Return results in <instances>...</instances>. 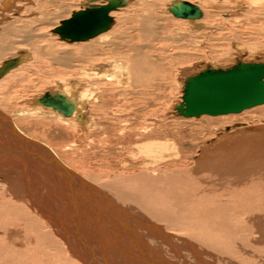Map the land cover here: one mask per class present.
I'll return each instance as SVG.
<instances>
[{
  "label": "bare ground",
  "instance_id": "bare-ground-1",
  "mask_svg": "<svg viewBox=\"0 0 264 264\" xmlns=\"http://www.w3.org/2000/svg\"><path fill=\"white\" fill-rule=\"evenodd\" d=\"M48 1L17 0L16 3V0H0V13L4 14L5 20L8 19L6 15L12 11H15L18 16L30 12L31 9L26 11L25 8L31 4L35 10L32 15L36 16L28 21L26 30H23L25 34L21 33L27 37L26 41L31 42L29 45L34 52V59H30H33V62L25 64L29 57L28 52L21 50L15 57L6 59L0 64V81L14 72L9 78L15 87L18 82L21 81L22 83L25 77H31V73L38 75L43 66H50L54 71L57 70L56 66L67 69L73 66V74L69 73L73 76L65 77L67 75H63L65 77L64 83L67 85L65 86L69 89L66 88L59 93H46L28 101L31 104L26 106L29 107L28 114L32 117L37 116L39 110L45 109L47 110L44 111L47 113L46 115H55L61 120L72 122L74 132L75 130L78 131V138L84 140L89 139V133L96 137L102 135V132L114 131L112 128L115 119H112V115H114L112 112L116 110L111 111V108L103 110V108L110 104L106 98H114L117 95L111 90L115 83L117 85L127 84L130 88L135 86V88L140 89L139 91L143 95L142 99L146 96L148 85H151L149 76H145V73L139 71L138 75L135 76L136 71L141 70L144 65L142 58L145 57H141L142 50L139 53L140 58L139 56L135 58L134 43L128 45L119 41L120 43H115V48L110 47V49L108 47L110 50L106 49L107 47L104 48L101 43L94 45L93 42V46L91 43L85 45L86 42L100 37L102 34L105 35L111 29L114 30L115 20L112 27L103 33L79 41L64 39L56 32L57 29H61L65 25V20L61 23L62 25L60 24L53 30L57 36L59 35L63 41L72 44H85H76L78 46L72 49L73 52L70 54L68 52L59 54L57 50H54L56 45L47 32L53 22L54 13H58L61 5L57 2L58 0ZM98 2L102 3L100 6L108 4V0ZM129 3L124 0L123 4H118L117 10L113 12L126 10ZM183 3L186 1L173 2L169 6V12L181 21H194L197 24L198 20L182 19L173 14L172 9L176 4ZM256 3L252 2V4ZM263 3L264 1L261 4ZM84 4L86 3H83V6ZM260 5L257 7L261 8ZM195 6L202 11L204 18L206 12L204 13L197 4ZM150 9H147L149 13ZM260 12H262L261 9ZM148 18L145 20L147 21ZM16 22L22 24L20 20ZM149 22L153 28L152 24L157 21L153 22L151 19ZM149 22L147 21V23ZM18 27L20 26L18 25ZM14 32V22H9L0 32V55L7 48L2 46L3 43L10 50L13 48L15 43L11 45L8 42V36L15 34ZM137 33L144 36L141 32ZM153 33L155 34V32ZM17 36L19 35L17 34ZM17 38L15 37V39ZM151 38L154 37L151 36ZM152 44L154 45L153 42ZM147 47L149 46L147 45ZM145 56L148 57V53ZM10 62L17 64L9 70L6 65ZM108 65L112 70L107 68ZM63 70L62 74L65 73ZM80 71L84 74L86 82L73 79L78 75L76 73ZM148 74L155 78L160 75V69L149 67ZM132 80H135L134 83H131ZM5 87L0 88L5 89ZM134 91L132 90V92ZM87 92L90 93L87 95ZM157 92L159 93V91ZM150 94L152 93L150 92ZM48 95L54 97L44 98ZM87 97L89 98L87 99ZM86 100L98 102L99 108L90 106ZM126 101L128 100L126 99ZM133 103H136L135 99ZM147 109L145 113H147ZM101 110H103V117L106 119L98 118L104 119V121L108 119L110 122L107 120V122L102 123L100 119L91 117L92 111ZM102 112L98 114H102ZM2 113L0 112V264H212L204 258L205 250L203 248L211 249L214 254L223 253V260H219L226 264H230V257L224 254L241 255L242 251L247 253L248 259L246 258V260L256 258L259 264H264V260H260V255L264 254V124L254 127L246 126L242 130L240 127L239 130H227L220 138L211 141L207 147L201 150L200 154L194 158L192 166L190 163L188 164L189 169L182 165L185 163L181 160L183 156H181L180 151L175 152L173 148H167L168 145L165 143L148 141L150 138H147L145 144L137 145L138 153L130 152L134 158L138 157L139 160L134 161L133 157H131L132 160L124 158L123 163L120 164L122 167L119 165L121 168H117L116 171L114 169V174H110V167L113 164L108 158L99 156L93 165L98 168L100 174L95 179L88 176L89 179L76 173L68 163L61 160L59 154L54 151L55 149L34 140L36 137L32 139L16 125L13 119ZM16 113L23 115L20 110L14 112V114ZM147 118L149 119V117ZM120 121L125 122L124 120ZM140 123L138 124L140 125ZM105 124L106 128H104ZM124 127L126 126L122 128ZM135 128L137 127H134V130ZM138 130L141 131L142 129ZM143 130H147L146 127ZM103 138L101 143L106 140V137L103 136ZM76 142L81 144L80 139ZM109 147L113 150V146ZM120 155L122 154H119V157ZM166 160L169 161L166 162ZM83 165H85L84 162ZM91 170L89 172L92 173ZM103 177L107 179L104 184L99 182L103 180ZM230 212L235 214H229ZM237 212L240 214H236ZM214 216L222 217L215 219L212 218ZM239 217L241 218L240 223H236L240 226H236L233 221H230L232 218L236 220ZM204 219H208L211 226L215 227L213 230L217 231L218 228H223L220 225L223 223H227L234 229L231 233L224 232L228 236L213 237L208 232L210 229H199L200 231H198L197 223L203 222ZM224 227L227 226L224 224ZM242 231L255 232L258 237L254 240L251 239L250 243L244 241L245 238L242 241L244 236H241L242 244L236 237ZM246 242L249 243V246Z\"/></svg>",
  "mask_w": 264,
  "mask_h": 264
},
{
  "label": "rangeland",
  "instance_id": "rangeland-1",
  "mask_svg": "<svg viewBox=\"0 0 264 264\" xmlns=\"http://www.w3.org/2000/svg\"><path fill=\"white\" fill-rule=\"evenodd\" d=\"M98 1H102V0H95V1H91V0H71V1L70 0H60L59 1L58 0L57 1L61 5L60 10L58 11V13L57 12L54 13L53 22L51 24V27L48 28L49 30L47 32V34L51 37L52 42L55 43L56 45L54 47V50H57L59 54H64L67 52L70 54L73 52L72 49L78 46V45L76 46V44H80V45L85 44V43H73L72 44V43L63 41L62 38L59 35L57 36L55 31L53 30L57 28V26H59L65 20L71 19L75 13H79L83 10H87L88 8H91L90 6L92 5H97V6L102 5V3ZM127 1L130 3H129V6H127L126 10H120L119 12L111 13V17L115 20L114 30L111 29L110 30L111 32L108 31L107 33H105V35L102 34L100 35V37L98 36L99 38L96 37L97 39L94 38L91 41L86 42L85 44L87 45L88 43H91V46H93V44L97 45L101 43V45L104 46V48L107 47L106 49H109L110 47L115 48L116 47L115 43L118 44L122 41L123 43L128 44V45H131V43H134L135 44L134 57L137 58L141 50H142L141 57H145V58H142V60L144 61V65L142 66V68L140 67L141 70L138 69L135 73V76H137L139 71L140 73L143 72L145 73L144 74L145 76L146 75L149 76V80L151 81V85H148L146 89V96L144 97V99H142L143 95H141V92L139 91L140 89L135 88V86L134 88H130L127 84H123V83L118 84V85L117 83H115L114 87L111 90L114 92V94H117V95H115L114 98L113 97L108 98V99L106 98L107 102L110 103L111 106L109 104L108 107L103 108V110L107 108L108 109L111 108L112 109L111 111L116 110L112 112V114H114L112 115V119L113 120L115 119L114 120L115 123L113 124L114 127L112 128V130L114 131H108V133L102 132V135H99V136L97 135L96 137H93V135L89 133L90 135L89 139L84 140L82 138H78L79 137V134H77L78 131L75 130L74 132V126L72 122H66L64 120H61L57 118L55 115H46L47 113L44 111H47V110L45 109L39 110L40 111L39 114L37 116L34 115L35 117L34 116L32 117L28 114L29 107H26V106L31 105L29 104L28 101L38 96L40 97L46 93H53V92L59 93V92L64 91V89L68 88L66 87L67 86L66 83H64L65 77L73 76L72 75L73 66H70L71 71H69L70 68L68 69L61 68V67L58 68V66H56L57 70L54 71V69H51L50 66H45V67L43 66V69H41V71L38 72V75L36 74L32 75L31 73V77H28V78L25 77L24 80L26 81L23 80L24 82L22 81V83L21 81L18 82L17 86L15 87H13L12 85L13 82L9 78V77H12L11 75L14 72L4 77L0 81V87L6 86L5 89L0 88V112L1 113L3 112L2 114L7 115L10 119H13L16 125L20 129H22V131L28 136H30L32 139L36 137L34 140L41 142V143H45L49 145L51 148L55 149L54 151H56V153L59 154V158L63 160L65 163H68L76 173L80 175H84L86 177L89 176L90 178H93V179H95V177L98 174H100L98 172V168H96L93 165V162L96 159H98L99 156L108 158V160L113 164L112 167H110L111 169L109 172L110 174H114L117 168L119 169L120 166L122 167V165L120 164L123 163L124 158H128L132 160L131 157L133 156L131 155V153L133 154L138 153L139 149L137 148V145H141V143L145 144L144 142L147 138H150L148 141L157 142V143H165L166 145H168L166 146L167 148L169 147H170L169 149L173 148L175 152L180 151L181 156H183L181 160L183 161V163H185L182 165H184L185 168L189 169L190 166H192V162L195 160L194 158L200 154L201 150L207 147L211 141H216L217 138H220L227 130L234 131L235 129L237 130L239 127L241 128L240 130H242L244 129L243 127H246V126L254 127L257 125L264 124V116H262L264 115V112H263L264 106L256 107L257 110L256 108H253L252 110L251 109L247 110L241 113L240 115L233 114V115H228V116L225 115V116H219V117L202 116L200 118H194V119L181 118L179 117L176 111V108L178 107L177 105H180L181 103H183L184 86H185L186 80L189 77L197 75L200 72L208 68L228 69V68L234 67L239 62L264 63V13H262L264 12V8H263L264 3L261 4L262 1L264 0H259V1L256 0L258 1V3H256L255 0H249V1L248 0H174V1L173 0H148V1L147 0H127ZM142 1H145L147 3L142 2ZM175 1H181V2L186 1L192 4H195V5L197 4V6H199L204 11V13L206 12V14L202 20H198L196 22L197 24H195L194 21L193 22H189L186 20L181 21V19L175 18L169 12V6H171V4H173V2ZM253 1L256 4H252ZM16 3H17V0H16ZM83 3H86V4H84L83 6ZM258 4L259 5L261 4L260 5L261 8L257 7L259 6ZM214 5H216L218 8L215 7ZM249 5L251 8L249 7ZM239 6L242 8H240ZM247 8L250 10L251 13L249 12ZM25 9L26 11L30 9L31 10L30 12H27L28 14L26 13L24 15L22 14L19 16L18 14H15L16 13L15 11L9 12L6 15L8 17L7 20L3 18L4 14L0 13V32L2 31V29H4L8 25L9 22L10 23L14 22V30H15L14 32L15 34L8 36L9 37L8 42H10L11 45L15 43L13 45V48L10 50L8 46H6L5 43L2 44L3 47H7V48H5L6 51L0 55V60H1L0 64H2L6 59H11L15 57L16 54L21 52V50H24V52H28L27 55L29 57L25 61V64L33 62L34 52L31 49V46L29 45L31 42L26 41L27 37L25 35L23 36L22 34H25L23 33V30H26L25 28L28 24V21L32 20L36 16L32 15V13L35 12L33 4L26 6ZM147 9H150L152 12L150 11L149 13ZM260 9L262 12H260ZM215 11H216V14H215ZM211 12L213 13V15H211L212 14ZM243 14L245 15L248 14V16H245ZM144 17L145 18L149 17L147 19L148 22L151 21V19L153 20V22L157 21L156 23L152 24V27L154 26L153 28H151L150 22L147 23ZM27 18H30V19L28 20ZM18 20H20L22 24H20V22H18L17 24L16 21ZM18 25L20 27H18ZM137 32H141L142 35L144 34V36H140V34H138ZM153 32H155V34ZM17 34L19 36H17ZM151 36H153L154 38H151ZM15 37L16 38L20 37V38L15 39ZM163 37H165L166 39ZM19 39H23V40L25 39L26 42L23 40H19ZM115 39L117 42L115 41ZM117 39H120V40H117ZM152 42L154 43V45L152 44ZM147 45L149 47H147ZM159 46H162V47H159ZM60 49H63V50H60ZM105 51L107 52V50ZM150 51L151 53L152 52L153 53L151 54ZM147 53L149 55L148 57L145 56ZM30 58H33V59H30ZM169 58H172V59H169ZM157 59H160V60H157ZM51 63H52V60H51ZM71 64L73 65V63ZM149 67L151 69L159 68L160 75L154 78L153 75L148 74ZM107 68L112 70L111 67H109V65L107 66ZM62 70L65 72L64 74L61 73ZM69 73H72V74H69ZM65 74L67 76H65ZM76 74H78L77 76L79 77L76 76L73 79L75 80L78 79V81L80 80L82 82L86 80L84 78V74L82 73V71ZM63 75L65 77H63ZM159 76H160V79H158ZM162 79H164L165 81ZM134 81L135 80H132L131 83H134ZM62 85L63 86L66 85V86L63 87ZM123 87L124 89L126 88L128 89L124 90ZM85 88L92 89L90 87H85ZM113 89H116V90H113ZM132 90H135L136 92L135 91L132 92ZM154 90L159 91V93L157 91L155 92ZM153 91L157 94H155ZM150 92L152 94H150ZM89 93L90 92H87V95ZM132 93H135V94H132ZM119 96H121V98H118ZM88 98L89 97H87V99ZM126 99L128 101H126ZM134 99L136 103H133ZM155 100H156V104H155ZM86 101L87 103L89 102L88 104H90V106H94L96 108H99L100 106L98 102L95 103L94 101H91V100H86ZM124 102H126V104H124ZM112 105L113 106L115 105V106L113 107ZM122 105L124 106L122 107ZM146 109H147L148 114L145 113ZM18 110L22 111L23 115H18V113L14 114V112ZM103 110L92 111L91 117L97 118L99 120L100 118L103 117V112H102ZM140 111H143V112H140ZM101 112L102 114H98ZM121 112H124V113H121ZM53 113H56V112H53ZM140 115L142 119L140 118ZM147 117H149V119ZM55 120L57 121L55 122ZM100 120L102 121V123H104V122H107L108 119L106 121H104V119L103 120L100 119ZM120 120H124L125 122H121ZM108 121L110 122V120ZM137 122L138 123L141 122L140 125ZM106 124L104 125V128L107 127ZM122 124L123 126H126L124 127L126 129L122 128L123 127L121 126ZM143 126L144 128L146 127L147 130L144 131ZM134 127H137V128L139 127L138 129L141 128L142 132L138 130L137 128H135L134 130ZM143 133L145 134L147 133L148 135L147 134L145 135ZM136 135L139 138H137ZM103 136L106 137L105 138L106 142L103 141L101 143L100 141L104 139ZM113 138L115 139L113 140ZM79 139H80L81 144L76 142ZM89 140H91L92 142ZM109 146H113V150L109 149L110 148ZM119 154H122V155H120L119 157ZM127 154H129L130 156ZM133 160L137 161L139 159L138 157L137 158L133 157ZM119 161L120 163H117ZM167 161L169 160H166V162ZM83 162L85 165H83ZM189 163H190V166L188 165ZM90 170L92 171V173L89 172ZM105 178L103 177V180L99 182H102V184L106 183L107 179ZM95 182L98 184L97 180H95ZM238 213L239 212H237L236 214ZM229 214H235V213L230 212ZM221 217L222 216H214L212 218L220 219ZM212 218H211V221L213 222ZM234 218L230 219V221L231 222L233 221L234 225L240 226V224L238 223H240L241 218L239 217L236 220H234ZM224 224L227 227H224ZM220 225H222L223 228L220 227L217 229V231L213 230L215 229V227L211 226L210 221L208 219L206 220L204 219L203 222H198L196 227L198 231L203 230V229H210L208 230V232L209 234L213 235V237H217L221 235L228 236L227 234H224V232L231 233V231L234 229L231 226L227 225V223H223ZM229 228L230 229L232 228V229L230 230ZM242 232L236 235V237L239 238V241L242 244H243L242 241L244 238L246 239V240L244 239V241L251 243L252 240L258 237L255 234V232H252V233L251 232L248 233L247 231L245 232L242 231ZM246 233H248L249 235ZM241 236H244V237L241 239ZM247 236H250V237H247ZM247 242L246 244L247 246H249V243ZM242 246H246V245H242ZM250 246L252 247V245ZM203 250H205V256L207 255L206 257L204 256V258L210 261L212 264H218V263L226 264L225 262L221 261L223 260V256H222L223 253L214 254V252H212V250L209 248L208 249L203 248ZM206 252L209 254H207ZM246 254L247 253L245 251H242L241 255H238V254H224V255H227L230 257V264L231 263L259 264L256 258L246 260V258L248 259V256ZM200 256H203V255L200 254ZM239 259L241 260L239 261ZM260 260L261 261L264 260V254L260 255Z\"/></svg>",
  "mask_w": 264,
  "mask_h": 264
},
{
  "label": "water",
  "instance_id": "water-1",
  "mask_svg": "<svg viewBox=\"0 0 264 264\" xmlns=\"http://www.w3.org/2000/svg\"><path fill=\"white\" fill-rule=\"evenodd\" d=\"M123 2V0H108L107 5H94L77 13L74 18L66 20L65 25L56 32L71 41L85 40L95 34H101L112 27L114 19L111 13ZM172 12L182 19L203 18L202 11L188 2L176 4ZM16 64L10 62L6 68L10 70ZM47 97L54 96L48 95L44 98ZM262 105H264V63L239 62L228 69L208 68L189 77L184 88L183 103L176 108V111L182 118L192 119L201 116L241 114Z\"/></svg>",
  "mask_w": 264,
  "mask_h": 264
}]
</instances>
